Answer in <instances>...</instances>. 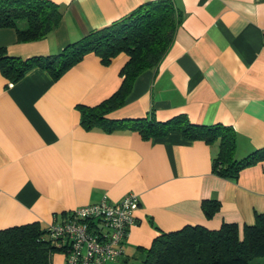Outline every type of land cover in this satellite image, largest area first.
Returning <instances> with one entry per match:
<instances>
[{"label": "crops", "instance_id": "0c3cea01", "mask_svg": "<svg viewBox=\"0 0 264 264\" xmlns=\"http://www.w3.org/2000/svg\"><path fill=\"white\" fill-rule=\"evenodd\" d=\"M62 20L46 37L19 43L0 29L7 55L30 59L60 53L89 33L110 26L157 0H50ZM181 15L172 45L154 69L134 82L124 106L109 118L158 121L185 115L197 126L220 124L235 133V158L264 149V0H172ZM25 29L23 21L17 24ZM120 54L103 65L87 54L58 80L35 67L18 82L0 72V230L54 220L104 197L119 202L134 193L139 208L109 264H143L161 234L187 226L217 231L244 227L264 215V161L236 181L213 173L218 143L172 132L143 140L137 133L85 130L79 106L94 107L119 87ZM204 201L219 203L207 218ZM258 264L263 259L256 260ZM52 256L51 264H63Z\"/></svg>", "mask_w": 264, "mask_h": 264}, {"label": "trees", "instance_id": "16d2710c", "mask_svg": "<svg viewBox=\"0 0 264 264\" xmlns=\"http://www.w3.org/2000/svg\"><path fill=\"white\" fill-rule=\"evenodd\" d=\"M62 17L59 7L50 0H0V29H14L19 43L43 39L58 26ZM180 18L172 0L149 2L110 26L65 46L56 55L21 59L7 55L5 49L0 48V72L14 84L38 67L56 81L87 54H94L103 65L124 54L127 60L119 72L118 89L97 106L78 107L82 128L107 133L135 132L143 140L178 132L188 140L217 142L212 171L221 178L236 181L242 170L256 161H264V149L236 159V138L231 127L197 126L185 115L163 122L156 120L153 113L140 119L109 118L112 112L124 106L135 80L143 72L156 68L166 55ZM21 21L25 23L23 30L17 27ZM219 207L216 201L202 203L207 218L217 213ZM55 252L47 228L42 229L38 223L0 230V264H51ZM258 259L264 260V215H256L254 226L244 227L242 240L233 224H224L217 231L187 226L177 232L161 234L145 250L143 264H258Z\"/></svg>", "mask_w": 264, "mask_h": 264}, {"label": "built area", "instance_id": "2783aa9c", "mask_svg": "<svg viewBox=\"0 0 264 264\" xmlns=\"http://www.w3.org/2000/svg\"><path fill=\"white\" fill-rule=\"evenodd\" d=\"M139 208L136 194L119 202L108 198L77 208L47 227L56 252L64 255L63 264H109L123 255V243L135 223Z\"/></svg>", "mask_w": 264, "mask_h": 264}, {"label": "rangeland", "instance_id": "374dc122", "mask_svg": "<svg viewBox=\"0 0 264 264\" xmlns=\"http://www.w3.org/2000/svg\"><path fill=\"white\" fill-rule=\"evenodd\" d=\"M53 255H54V258H57L58 261H60L61 258L64 261V255L62 253L55 252ZM132 264H139V263L138 262H132Z\"/></svg>", "mask_w": 264, "mask_h": 264}]
</instances>
